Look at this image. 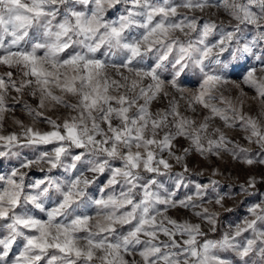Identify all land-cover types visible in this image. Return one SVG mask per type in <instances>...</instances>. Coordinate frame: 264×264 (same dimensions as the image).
<instances>
[{
    "label": "clouds",
    "instance_id": "9594fccd",
    "mask_svg": "<svg viewBox=\"0 0 264 264\" xmlns=\"http://www.w3.org/2000/svg\"><path fill=\"white\" fill-rule=\"evenodd\" d=\"M0 160V264H264V0H0Z\"/></svg>",
    "mask_w": 264,
    "mask_h": 264
},
{
    "label": "snow or ice",
    "instance_id": "6c2138e0",
    "mask_svg": "<svg viewBox=\"0 0 264 264\" xmlns=\"http://www.w3.org/2000/svg\"><path fill=\"white\" fill-rule=\"evenodd\" d=\"M118 5H117V9H118ZM161 11H163V9H161ZM110 15H111V13H110ZM26 60H31L32 58L31 57H28V56H25L24 57ZM34 71H36L35 69H34ZM110 123V122H109ZM59 134H57V133H52V135L49 137V136H44V137H41L42 139H44V140H49V139H52V138H55V137H57ZM69 135L71 136V135H74V130L73 129H69ZM59 138L62 140L63 139V136H59ZM82 146V145H81ZM2 165H3V161L2 160H0V167H2ZM261 175L262 176H264V173H261ZM254 186H256V187H260L261 188V190H264V181H262V183L261 184H259V185H254ZM0 215H7V213L6 212H3V213H0ZM28 243L30 244V245H32V246H34V247H36V248H39V249H44L45 247H46V245L45 244H42V243H39L36 239H32V240H29L28 241ZM57 247H60V245H57ZM66 250V249H65ZM13 251H15V249H13ZM0 252H3V249L2 248H0ZM76 254L77 255H80L81 253H80V251L79 250H76ZM90 258V257H89Z\"/></svg>",
    "mask_w": 264,
    "mask_h": 264
}]
</instances>
